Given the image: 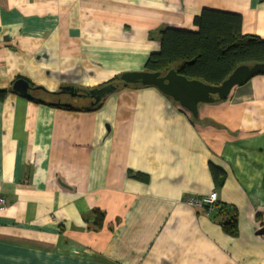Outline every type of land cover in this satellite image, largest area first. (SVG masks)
Wrapping results in <instances>:
<instances>
[{
	"label": "crops",
	"instance_id": "0c3cea01",
	"mask_svg": "<svg viewBox=\"0 0 264 264\" xmlns=\"http://www.w3.org/2000/svg\"><path fill=\"white\" fill-rule=\"evenodd\" d=\"M204 8L264 39V0H0V264H264V72L195 121L154 86L92 111L12 90L19 76L55 92L144 70L157 31H197ZM212 192L238 209L237 237L190 203Z\"/></svg>",
	"mask_w": 264,
	"mask_h": 264
},
{
	"label": "trees",
	"instance_id": "16d2710c",
	"mask_svg": "<svg viewBox=\"0 0 264 264\" xmlns=\"http://www.w3.org/2000/svg\"><path fill=\"white\" fill-rule=\"evenodd\" d=\"M194 24L198 27L197 31L169 26L161 27L157 31L160 50L149 55L144 70L160 71L164 74L173 68L188 79H197L210 85H220L237 66L264 63V39L254 35H245L242 32L240 14L204 8L200 14L195 16ZM120 75L93 88L80 87L81 92L94 88L101 89L110 84L114 85L115 89L102 95L97 102L92 97L84 96L91 100L88 105L76 106L71 103L69 107L62 105L64 102L60 98L62 93L59 90L50 92L41 86H35L22 76L15 80L24 78L30 83L32 97H27L30 100L72 110L92 111L102 105L108 94L122 87L142 86L126 84L120 79ZM7 93V89H0V101L5 99ZM191 118L194 121L197 120L193 116ZM210 171L216 186L221 187L225 182L226 172L214 164H210ZM133 176L143 178L140 174H133ZM143 179L146 180V177ZM204 207L206 210L210 207L215 208L213 218L222 230L231 237L238 236L239 213L234 205L214 202L211 206L204 205ZM94 213L97 214L95 228L98 229L102 226L104 216L101 210H96ZM258 218L262 219L261 225L264 227V214L259 215Z\"/></svg>",
	"mask_w": 264,
	"mask_h": 264
},
{
	"label": "water",
	"instance_id": "95a60500",
	"mask_svg": "<svg viewBox=\"0 0 264 264\" xmlns=\"http://www.w3.org/2000/svg\"><path fill=\"white\" fill-rule=\"evenodd\" d=\"M261 72H264V63L241 64L220 85H210L197 79H188L173 68L164 74L160 71H125L120 75V79L126 84H140L158 88L197 118L200 104L224 100L236 85L244 83L251 76ZM12 89L22 96L32 97L30 83L24 78L15 80ZM114 89L115 86L110 84L101 89L94 88L81 92L80 87L66 84L62 85L59 91L71 96H89L97 102L102 95ZM62 105L69 107L71 103L64 102ZM257 234L263 235L264 227L259 229Z\"/></svg>",
	"mask_w": 264,
	"mask_h": 264
},
{
	"label": "built area",
	"instance_id": "2783aa9c",
	"mask_svg": "<svg viewBox=\"0 0 264 264\" xmlns=\"http://www.w3.org/2000/svg\"><path fill=\"white\" fill-rule=\"evenodd\" d=\"M216 197H217V193L212 192L208 196H204L201 198H192L190 199V203L196 204V205H210L211 206L216 201ZM4 203H5V199L0 198V204H4ZM211 208L212 207H210L209 210H211Z\"/></svg>",
	"mask_w": 264,
	"mask_h": 264
},
{
	"label": "rangeland",
	"instance_id": "374dc122",
	"mask_svg": "<svg viewBox=\"0 0 264 264\" xmlns=\"http://www.w3.org/2000/svg\"><path fill=\"white\" fill-rule=\"evenodd\" d=\"M61 100L63 102H69V103H74V105L76 106H84V105H88L90 103V99L88 98H83V99H74L71 95L69 94H62L61 95ZM50 99V98H49Z\"/></svg>",
	"mask_w": 264,
	"mask_h": 264
},
{
	"label": "flooded vegetation",
	"instance_id": "af4514ba",
	"mask_svg": "<svg viewBox=\"0 0 264 264\" xmlns=\"http://www.w3.org/2000/svg\"><path fill=\"white\" fill-rule=\"evenodd\" d=\"M63 94V93H62ZM61 94V95H62ZM61 95H60V97H61ZM74 99H83L84 98V96H79V95H76V96H72ZM94 99V98H93Z\"/></svg>",
	"mask_w": 264,
	"mask_h": 264
}]
</instances>
